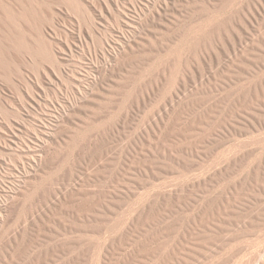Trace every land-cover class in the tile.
Instances as JSON below:
<instances>
[{
    "label": "rangeland",
    "instance_id": "1",
    "mask_svg": "<svg viewBox=\"0 0 264 264\" xmlns=\"http://www.w3.org/2000/svg\"><path fill=\"white\" fill-rule=\"evenodd\" d=\"M150 1L40 4L44 31L39 34L49 41L43 44L47 58L42 68L61 71L62 83L56 86L34 70L36 35L27 31L23 15L15 31L29 33L27 49L18 39L0 35V203L20 189L5 228L8 236L27 225L35 229L31 206L55 190L60 200H47L54 218L40 233L50 245L62 242V264H124L137 257L143 223L157 211L161 197L188 193L194 147L217 144L205 157L201 174H213L234 154H246L235 179L252 177L251 168L260 161L264 168V11L255 22L262 38L254 44L245 45L248 33L241 16L229 25L238 10L249 2L257 6L259 0H215V6L192 2L181 21L164 28L173 48L158 50L159 42L145 40L118 53L112 62L125 76L123 83L104 80L106 95L96 93L84 102L57 129L56 142L44 153L46 162L33 166L42 138L55 132L62 105L79 96L78 87L88 86L91 65L110 48L104 39L114 45L120 29L129 30V24L139 21L133 5ZM31 7L28 16L35 13ZM99 7L106 9V18L99 17ZM147 32L139 28L138 39ZM110 83L111 91H105ZM174 91L178 97L168 102ZM31 93L37 94V102ZM251 111L253 117L244 120ZM225 127L242 132L217 137L216 131ZM189 213L182 211V220ZM45 245L32 254H44ZM5 248L6 240H1L0 252Z\"/></svg>",
    "mask_w": 264,
    "mask_h": 264
},
{
    "label": "bare ground",
    "instance_id": "2",
    "mask_svg": "<svg viewBox=\"0 0 264 264\" xmlns=\"http://www.w3.org/2000/svg\"><path fill=\"white\" fill-rule=\"evenodd\" d=\"M198 1L213 6L219 4L215 0H151V3L144 5L137 3L133 5L139 21L129 24L128 26L132 27L129 30L120 29L114 45L109 38L104 39L110 48L101 52L100 62L95 61L96 64L91 65L88 86L78 87L79 96L72 97L71 100H67V104L62 105V114L57 116V122L54 124L55 132L51 135L48 133L47 137L42 138L39 154L34 157L36 161L33 166L39 167L46 162L44 153H48L52 143L56 142L53 138L58 136L57 129L64 122H70L74 113L84 107V102L91 100L96 93L106 95V92L101 90V83L104 80L116 81L118 85L123 83L125 76L117 73L118 63L112 62L118 58V53H125L126 49H132L133 43H142L145 40L151 44H154L155 40L159 42L158 50L167 51L173 48V41L166 35L164 28L169 29L171 25L181 21L182 12L189 8L190 3L194 2L196 5ZM46 3L47 0H0V35L10 40L18 39L27 49L25 45V37L29 35L27 31L35 34L34 70L56 86L58 82L62 83L61 71L57 70L55 73L42 68L47 58L43 44L48 45L49 41L39 34L44 31L43 7L40 9V4ZM30 5L35 12L33 16H28ZM178 5L180 7H177ZM263 11L264 0H259V5L249 2L245 9L238 10L232 16L229 25L236 20V16H241L246 22L248 39L245 45L254 44L256 39L262 38L261 28L256 26L255 22ZM105 13L106 9L99 7V17L106 18ZM22 15L27 31L17 35L15 28ZM141 15L144 19L139 18ZM139 28H148L145 39H138ZM158 34L163 36L158 37ZM80 39L82 41L84 38L80 35ZM116 75L119 78H113ZM36 84L41 91H45L41 82L37 80ZM113 86L110 83L103 89L110 92ZM212 87L216 86H211L210 89ZM30 97L37 102V94L31 93ZM175 97H178L177 91L172 93L168 102ZM167 103L164 105V110ZM254 114L255 112L251 111L242 117L245 120L253 117ZM239 131L242 132V129L225 127L217 130L216 136L225 138L230 134H238ZM152 133L156 134L154 131ZM216 147L217 144L212 143L209 146L192 149V176L188 193L176 192L161 197L157 211L148 214L143 223V240L137 257L133 255L127 258L124 264H264V168L260 161L251 168L252 177L235 179L234 174L241 169L239 167H242L246 154H234L231 160L216 169L213 174L199 173V170L206 165L205 157L213 153ZM228 178L232 179L231 182L221 183ZM16 191L15 193H19L20 189L17 188ZM14 194L8 196L7 201L0 203V241L6 240L8 247L0 252V264L13 262L19 264L20 262L16 260L21 257L23 258L20 264H62V242L50 245L48 236L42 239L40 233L41 227L47 224V220L54 218L47 200L50 196H54V201H59V194L53 190L52 194L43 196V199L38 201L40 203L31 206L32 224L36 226L35 229L27 225L22 232L8 236V228L5 227L10 215L8 211L11 212L15 207L14 201L17 197ZM186 209L190 213L188 219L184 221L180 214ZM86 219H91L90 214L86 215ZM44 244H46L44 254L42 251H39V254H32ZM26 255H31V259H24Z\"/></svg>",
    "mask_w": 264,
    "mask_h": 264
}]
</instances>
